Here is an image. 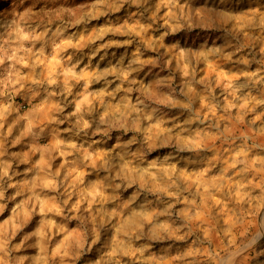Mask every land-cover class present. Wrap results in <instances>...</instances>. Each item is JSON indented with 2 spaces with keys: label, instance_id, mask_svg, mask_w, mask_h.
Segmentation results:
<instances>
[{
  "label": "rangeland",
  "instance_id": "374dc122",
  "mask_svg": "<svg viewBox=\"0 0 264 264\" xmlns=\"http://www.w3.org/2000/svg\"><path fill=\"white\" fill-rule=\"evenodd\" d=\"M0 264H264V0H0Z\"/></svg>",
  "mask_w": 264,
  "mask_h": 264
},
{
  "label": "bare ground",
  "instance_id": "6f19581e",
  "mask_svg": "<svg viewBox=\"0 0 264 264\" xmlns=\"http://www.w3.org/2000/svg\"><path fill=\"white\" fill-rule=\"evenodd\" d=\"M80 163V162H79ZM140 217V216H139ZM128 218H129V216H128Z\"/></svg>",
  "mask_w": 264,
  "mask_h": 264
}]
</instances>
